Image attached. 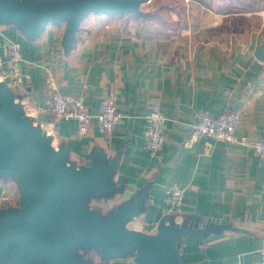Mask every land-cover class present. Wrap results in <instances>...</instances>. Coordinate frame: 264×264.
Instances as JSON below:
<instances>
[{
  "label": "crops",
  "instance_id": "0c3cea01",
  "mask_svg": "<svg viewBox=\"0 0 264 264\" xmlns=\"http://www.w3.org/2000/svg\"><path fill=\"white\" fill-rule=\"evenodd\" d=\"M142 5L143 12L152 8L149 19L125 13L88 16L69 52L61 44L64 24L47 25L30 39L1 23L0 39L17 40L22 47L21 66L29 76L23 98L34 115L46 112L49 86L82 96L91 115L103 98L114 99L123 117L108 135L97 130L94 116L88 122L58 120L52 127L77 165L94 148L110 156L121 149L112 179L124 189L105 200L116 205L152 184L144 211L129 225L152 234L164 214L199 227L222 224L228 228L205 237L183 236L181 262L260 264L264 163L251 144L264 137V62L255 57L264 42V0H146ZM9 67L7 48L0 45V70ZM154 110L167 119L165 141L155 154L145 139L147 116ZM227 110L239 113L235 134L244 143L208 137L184 148L203 111ZM6 179L0 198L14 195ZM173 186L183 191L177 204L169 192ZM106 264L138 263L125 256Z\"/></svg>",
  "mask_w": 264,
  "mask_h": 264
},
{
  "label": "water",
  "instance_id": "95a60500",
  "mask_svg": "<svg viewBox=\"0 0 264 264\" xmlns=\"http://www.w3.org/2000/svg\"><path fill=\"white\" fill-rule=\"evenodd\" d=\"M145 1L0 0V24H12L30 39L47 25L64 24L61 44L69 52L88 16L141 17ZM255 57L264 62V42L255 48ZM48 119L46 112L29 114L0 79V178L12 179L19 193L17 204L0 207V264H106L125 256L138 264H183V236L205 237L228 228L213 222L203 227L178 223L173 214H164L152 234L129 225L144 211L152 184L106 212L91 207L92 200L123 191L112 179L122 151L110 156L97 147L77 165L68 147L55 146L53 135L43 129L41 123Z\"/></svg>",
  "mask_w": 264,
  "mask_h": 264
},
{
  "label": "built area",
  "instance_id": "2783aa9c",
  "mask_svg": "<svg viewBox=\"0 0 264 264\" xmlns=\"http://www.w3.org/2000/svg\"><path fill=\"white\" fill-rule=\"evenodd\" d=\"M0 45L6 46L10 65L9 69L0 71V79L14 90L26 108L28 100L23 98V95L26 92V83L29 76L23 71L21 66L23 61L21 44L17 40L1 38ZM44 104L47 116L51 117L46 123L51 125V127L58 120L76 119L79 122H88L94 116L97 130L101 134L108 135L123 117L116 102L111 97L103 98L99 103L96 115H91L82 96L62 93L52 86H49L45 92ZM166 122L165 115L159 110H154L147 116L146 147L154 154L161 149L165 141ZM238 123L239 113L237 111L227 110L217 115L203 111L199 119L192 125L189 137L184 141L183 146L184 148H190L196 141L208 137L229 143H244V139H239L235 134ZM251 147L264 163V137L254 141ZM169 192L173 204H177L182 197V189L178 186H173ZM11 198V195L4 194L0 198V203L13 202ZM260 264H264V248L261 250Z\"/></svg>",
  "mask_w": 264,
  "mask_h": 264
},
{
  "label": "rangeland",
  "instance_id": "374dc122",
  "mask_svg": "<svg viewBox=\"0 0 264 264\" xmlns=\"http://www.w3.org/2000/svg\"><path fill=\"white\" fill-rule=\"evenodd\" d=\"M26 110L28 111L29 114H31L32 110H31L30 107L26 106ZM31 115H34V114H31ZM34 117H37V114H35ZM45 129H47V131L50 132L51 135H53L52 132H51L52 127L50 125L49 126L46 125ZM53 143H54L55 146L59 145V143H58L57 139L54 137V135H53ZM6 183H11L12 184V188L11 189L14 190V195H12L14 201L10 202V203H6V204H1L0 206H4V205H7V204H17L18 200H19V193H18V189H17L16 183L10 178L6 179L4 184H6ZM7 189H9V188H7ZM112 205H113V199L92 200L91 204H90L91 207L99 208L103 212H106L110 207H113L115 204L113 206ZM93 256L96 257V255H93ZM94 257H93V259H94Z\"/></svg>",
  "mask_w": 264,
  "mask_h": 264
},
{
  "label": "trees",
  "instance_id": "16d2710c",
  "mask_svg": "<svg viewBox=\"0 0 264 264\" xmlns=\"http://www.w3.org/2000/svg\"><path fill=\"white\" fill-rule=\"evenodd\" d=\"M154 4V3H153ZM142 7H143V5H141V9H142ZM156 7V6H155ZM154 7V8H155ZM143 11V10H142ZM152 8L150 9V8H147V10L146 11H144V14L141 16V17H143V18H147V19H149V17L150 16H152ZM157 19L159 20V21H161V19L159 18V17H157ZM48 118H50L51 119V117L50 116H48ZM6 179V178H5ZM4 178H0V183L1 182H3L4 180H5ZM7 205H9V204H7Z\"/></svg>",
  "mask_w": 264,
  "mask_h": 264
},
{
  "label": "bare ground",
  "instance_id": "6f19581e",
  "mask_svg": "<svg viewBox=\"0 0 264 264\" xmlns=\"http://www.w3.org/2000/svg\"><path fill=\"white\" fill-rule=\"evenodd\" d=\"M27 112H28V111H27ZM32 116H34V115H32ZM41 125H42L43 129L47 131V129H45V126H46V125L49 126V124H48V123H41ZM50 126H51V125H50ZM47 132H48V131H47ZM51 132H52V130H51ZM48 133H50V132H48ZM50 134H51V133H50Z\"/></svg>",
  "mask_w": 264,
  "mask_h": 264
}]
</instances>
